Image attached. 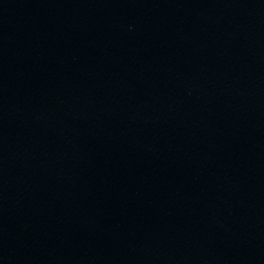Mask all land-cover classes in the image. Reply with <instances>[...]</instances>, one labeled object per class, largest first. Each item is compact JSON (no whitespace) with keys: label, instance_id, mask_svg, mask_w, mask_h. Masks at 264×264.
<instances>
[{"label":"water","instance_id":"95a60500","mask_svg":"<svg viewBox=\"0 0 264 264\" xmlns=\"http://www.w3.org/2000/svg\"><path fill=\"white\" fill-rule=\"evenodd\" d=\"M0 264H264V0H0Z\"/></svg>","mask_w":264,"mask_h":264}]
</instances>
